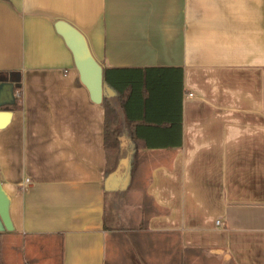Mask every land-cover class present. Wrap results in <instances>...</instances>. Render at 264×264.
<instances>
[{
    "label": "crops",
    "instance_id": "crops-1",
    "mask_svg": "<svg viewBox=\"0 0 264 264\" xmlns=\"http://www.w3.org/2000/svg\"><path fill=\"white\" fill-rule=\"evenodd\" d=\"M62 18L103 66L182 67L180 147L135 149L123 127L107 158ZM0 86L4 264H264V0H0ZM118 158L123 206L104 190Z\"/></svg>",
    "mask_w": 264,
    "mask_h": 264
},
{
    "label": "trees",
    "instance_id": "trees-1",
    "mask_svg": "<svg viewBox=\"0 0 264 264\" xmlns=\"http://www.w3.org/2000/svg\"><path fill=\"white\" fill-rule=\"evenodd\" d=\"M103 81L118 92L119 106L125 117V132L135 149L182 145V67L105 65ZM101 105L104 108L105 153L107 158H115L121 147L118 108L106 95ZM3 233L0 231V264H4Z\"/></svg>",
    "mask_w": 264,
    "mask_h": 264
},
{
    "label": "water",
    "instance_id": "water-1",
    "mask_svg": "<svg viewBox=\"0 0 264 264\" xmlns=\"http://www.w3.org/2000/svg\"><path fill=\"white\" fill-rule=\"evenodd\" d=\"M55 28L72 54L78 78L88 90L90 99L95 103H101L103 96L111 97L118 93L103 81V65L92 53L84 32L63 18L56 20ZM7 104L9 103L0 100V128L9 121L11 111ZM124 162V159L118 158L115 167L105 174L104 190L124 189L128 186L131 177V165H126ZM120 171L122 172L120 173ZM13 228L10 216V196L4 190L0 180V231H9Z\"/></svg>",
    "mask_w": 264,
    "mask_h": 264
},
{
    "label": "rangeland",
    "instance_id": "rangeland-1",
    "mask_svg": "<svg viewBox=\"0 0 264 264\" xmlns=\"http://www.w3.org/2000/svg\"><path fill=\"white\" fill-rule=\"evenodd\" d=\"M123 127H124V125H123L122 121H120V123H119V132L120 133H121V130L123 129ZM110 158L113 159L112 156H110ZM127 191L125 189L115 190V192L121 196V199H120L121 206L128 205L129 202H130V195L132 193L131 192L127 193ZM113 192H114L113 190H109L107 192L109 200H111L110 198H111V195H112ZM126 194H127V197H126ZM11 231L12 230H9V231L8 230H5L4 233H3V248H2V253H3V257L6 258V259L8 257V254H9L10 250H11V244H10V232Z\"/></svg>",
    "mask_w": 264,
    "mask_h": 264
},
{
    "label": "built area",
    "instance_id": "built-area-1",
    "mask_svg": "<svg viewBox=\"0 0 264 264\" xmlns=\"http://www.w3.org/2000/svg\"><path fill=\"white\" fill-rule=\"evenodd\" d=\"M29 183H30L29 178H25V179H24V184L27 185V184H29Z\"/></svg>",
    "mask_w": 264,
    "mask_h": 264
},
{
    "label": "flooded vegetation",
    "instance_id": "flooded-vegetation-1",
    "mask_svg": "<svg viewBox=\"0 0 264 264\" xmlns=\"http://www.w3.org/2000/svg\"><path fill=\"white\" fill-rule=\"evenodd\" d=\"M124 170V169H123ZM122 171H120V173H121Z\"/></svg>",
    "mask_w": 264,
    "mask_h": 264
}]
</instances>
